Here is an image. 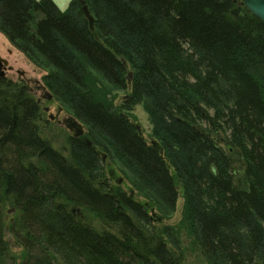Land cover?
Here are the masks:
<instances>
[{"label":"trees","instance_id":"1","mask_svg":"<svg viewBox=\"0 0 264 264\" xmlns=\"http://www.w3.org/2000/svg\"><path fill=\"white\" fill-rule=\"evenodd\" d=\"M83 2L92 24L80 0H0V32L84 127L59 144L27 86L0 77V264H189L181 232L207 264H264V23L241 0ZM95 78L129 88L156 145ZM179 197L180 226L162 224Z\"/></svg>","mask_w":264,"mask_h":264},{"label":"rangeland","instance_id":"2","mask_svg":"<svg viewBox=\"0 0 264 264\" xmlns=\"http://www.w3.org/2000/svg\"><path fill=\"white\" fill-rule=\"evenodd\" d=\"M60 9H65L69 0H54ZM0 58L7 61L5 69V77L16 82L21 81V84L27 86L32 95L38 100L41 108H48V111L45 112V119L47 124L50 125L51 129L54 131L58 143H62V138L64 134L69 133L67 128L68 119L72 118L73 115L67 112L54 98L47 100L44 96L47 88L42 82V76L46 73L45 69L42 66L32 63L21 51L15 48L8 39L0 32ZM22 73V74H21ZM91 86L98 93L103 94V98L111 103V105L117 109L120 113H123L130 119L138 128V131L141 133L142 137L150 143L154 138L151 135V125L148 121L147 115L142 108L141 104L135 105L132 109L126 110L123 107L124 100L123 98L129 96V89H119L116 87L109 86L105 81L95 78L94 81H91ZM58 114V115H56ZM49 116H52V119H48ZM56 118V119H55ZM59 128V131L56 129ZM47 136L50 137V133ZM57 143V144H58ZM105 156V155H104ZM104 170L110 180L120 185L126 191H128L131 196L139 201H144L143 197L140 195L133 185V182L130 180L128 174L125 170H122V167L117 162H113L110 158H104ZM182 199H179L176 202L175 211L165 217L161 223L165 225H179L181 220V203ZM12 212L7 213L8 218L12 216ZM85 213V212H83ZM81 213V216L84 219H87L90 223L95 226H98V220L93 216L85 213L86 216ZM149 214L152 215V223L158 225L156 220V213L154 210L149 211ZM182 231V230H181ZM8 242L10 243L11 251L14 254H18L20 248L14 246L13 240L11 237L7 236ZM181 243L184 248L187 262L189 264H207L204 258L190 246V241L187 235L184 232H181Z\"/></svg>","mask_w":264,"mask_h":264},{"label":"water","instance_id":"3","mask_svg":"<svg viewBox=\"0 0 264 264\" xmlns=\"http://www.w3.org/2000/svg\"><path fill=\"white\" fill-rule=\"evenodd\" d=\"M243 5L256 17H258L263 23H264V0H241ZM81 3V12L83 13L84 17L88 20L90 24L93 23V17L90 14V11L87 7V5L83 2V0H80ZM124 63V62H123ZM7 61L0 58V77H5V69H6ZM131 73L128 72V80L130 79ZM47 100H50L52 98L51 93L47 92L44 96ZM44 111H48V108H44ZM50 119H52V116H49ZM137 127V126H136ZM67 128L72 137H80L83 132V126L82 124L75 118H69L67 123ZM85 142L88 146L91 145V142L88 139H85ZM152 145H156V141H151ZM104 159V157H103ZM13 211V209H10L8 212Z\"/></svg>","mask_w":264,"mask_h":264},{"label":"flooded vegetation","instance_id":"4","mask_svg":"<svg viewBox=\"0 0 264 264\" xmlns=\"http://www.w3.org/2000/svg\"><path fill=\"white\" fill-rule=\"evenodd\" d=\"M16 82H18V83H20L21 81H16ZM127 89V88H126ZM127 98V96L126 97H124L123 98V100H125ZM56 115H58V114H56ZM56 119V118H55ZM137 128V127H136Z\"/></svg>","mask_w":264,"mask_h":264}]
</instances>
